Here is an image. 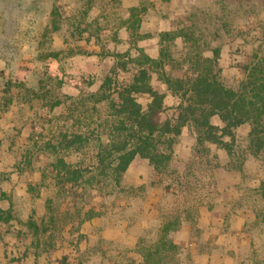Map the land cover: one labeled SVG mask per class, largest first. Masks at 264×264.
I'll use <instances>...</instances> for the list:
<instances>
[{"label": "rangeland", "instance_id": "rangeland-1", "mask_svg": "<svg viewBox=\"0 0 264 264\" xmlns=\"http://www.w3.org/2000/svg\"><path fill=\"white\" fill-rule=\"evenodd\" d=\"M216 48L233 86L239 64L264 55V0H0V159L12 161L0 172V264H139L156 249L158 264H264V151L250 153L249 124L224 138L231 151L186 126L165 167L137 158L104 192L56 181L58 159L94 161L111 116L94 96L128 81L140 51L166 52L182 75ZM153 85L166 90L156 75ZM75 134L89 141L67 148ZM91 207L98 216L83 222ZM163 235L174 248H156Z\"/></svg>", "mask_w": 264, "mask_h": 264}, {"label": "trees", "instance_id": "trees-1", "mask_svg": "<svg viewBox=\"0 0 264 264\" xmlns=\"http://www.w3.org/2000/svg\"><path fill=\"white\" fill-rule=\"evenodd\" d=\"M219 56V48L213 51L212 57L199 52L190 57L187 72L172 75L166 69V52L154 59L140 51L134 60L136 70L128 81L113 86L109 80L106 85L108 91L94 96L95 103L105 104L111 113L110 119L105 121L106 126L97 135L94 161L82 168L60 158L54 165L56 181L61 189L77 191L83 183H96L98 190L103 192L109 186L117 188L137 158L148 160L156 169L165 167L172 160L176 139L186 126L195 131L199 145L210 142L231 151L232 144L224 138L229 137L234 142L235 130L249 124L250 153L257 156L263 152L264 55L254 53L246 62L239 64L243 78L233 86L226 84L221 77ZM154 75L179 100L176 106H165L166 94L152 85ZM140 95L149 97L146 106L138 101ZM169 111H173L171 116ZM214 117H218L221 126L213 124ZM63 139L67 148L89 141L86 134L65 135ZM87 173L92 177L85 179ZM96 216L95 208L91 207L85 212L83 222ZM165 239L163 235L156 248L159 244L164 247L172 245ZM157 256L159 249L150 251L139 264H158Z\"/></svg>", "mask_w": 264, "mask_h": 264}, {"label": "crops", "instance_id": "crops-1", "mask_svg": "<svg viewBox=\"0 0 264 264\" xmlns=\"http://www.w3.org/2000/svg\"><path fill=\"white\" fill-rule=\"evenodd\" d=\"M146 55H148V54H146ZM149 57H151L150 55H148ZM151 58H153V57H151ZM158 57H154V59H157ZM153 81H154V77H153V80H152V85H153ZM153 87L156 89V90H158L156 87H155V85H153ZM165 88H166V90H165V92H162V93H165L166 94V98H167V93L166 92H169L168 90H167V87H166V85H165ZM159 91V90H158ZM161 92V91H160ZM172 95V94H171ZM172 97H174L173 95H172ZM166 98H165V106H166ZM149 102V101H148ZM147 102V103H148ZM146 106V105H145ZM176 106V105H175ZM167 107V106H166ZM174 107V106H173ZM168 108V107H167ZM169 108H171V107H169ZM4 128H5V115L1 112V110H0V142H1V140H3V139H5V136L7 135V133L5 132V130H4ZM3 150V148H1L0 147V156H1V151ZM6 163H12V161H10L9 159L8 160H3V159H0V172L1 171H4V166L6 165ZM3 187H4V185L2 184L1 185V188H2V191L4 190L3 189ZM3 209V208H2Z\"/></svg>", "mask_w": 264, "mask_h": 264}]
</instances>
